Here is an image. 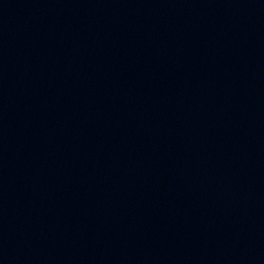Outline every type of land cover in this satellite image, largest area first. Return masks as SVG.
Masks as SVG:
<instances>
[{
  "label": "water",
  "instance_id": "water-1",
  "mask_svg": "<svg viewBox=\"0 0 264 264\" xmlns=\"http://www.w3.org/2000/svg\"><path fill=\"white\" fill-rule=\"evenodd\" d=\"M0 264H264V0H0Z\"/></svg>",
  "mask_w": 264,
  "mask_h": 264
}]
</instances>
